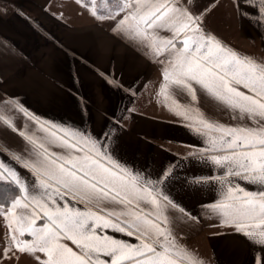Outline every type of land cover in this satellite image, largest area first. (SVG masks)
Returning <instances> with one entry per match:
<instances>
[{
	"label": "snow or ice",
	"instance_id": "obj_1",
	"mask_svg": "<svg viewBox=\"0 0 264 264\" xmlns=\"http://www.w3.org/2000/svg\"><path fill=\"white\" fill-rule=\"evenodd\" d=\"M80 2L95 18L111 21L114 33L158 57L162 67L158 95L166 100L184 97V103H176L186 118L189 114L195 117L188 126L209 145L202 155L222 153L203 158L226 170L224 176L212 179L220 182L223 201L232 202L207 205L208 211L231 221L237 231L264 246V190L247 192L228 179L264 186V61L222 44L204 27V13L196 14L188 7L190 0H102L99 7L104 11L99 13L97 0ZM243 3L256 7L257 21L264 22V0ZM164 32L170 35H162ZM176 40H180V47ZM198 91L227 109L238 123L227 125L206 117L198 108ZM6 104L28 115L18 102L8 100ZM29 119L38 122L34 116ZM0 123L16 130L4 106H0ZM51 127L64 134L49 131L52 140L48 143L19 132L29 147L26 154L14 159L32 173L31 184L0 162V183L7 182L15 193L0 198V215L8 229L3 257L11 259L19 252L31 255L35 264H204L179 242L173 230L175 218L170 209L190 214L163 190L171 170L153 181L116 161L103 142L76 129ZM40 128L47 130L43 124ZM53 144L62 151H51ZM69 194L85 203V210L57 202ZM88 205L105 215L91 211ZM38 218L46 222L38 226ZM104 228L135 236L139 243L99 235L98 229ZM64 238L79 252L63 244Z\"/></svg>",
	"mask_w": 264,
	"mask_h": 264
},
{
	"label": "crops",
	"instance_id": "obj_2",
	"mask_svg": "<svg viewBox=\"0 0 264 264\" xmlns=\"http://www.w3.org/2000/svg\"><path fill=\"white\" fill-rule=\"evenodd\" d=\"M101 2L97 0L98 13L104 11ZM188 7L196 14L204 13V27L222 44L264 61V22L257 21L256 7L246 6L243 0H190ZM175 43L181 46L180 40ZM157 60L151 50L114 33L111 21L95 18L80 0H0V106L16 129L0 123V162L31 184L32 173L14 159L29 147L20 131L45 143L52 140L49 131L64 134L51 125L84 132L103 142L120 164L153 181L171 170L163 190L190 214L170 209L175 218L173 230L204 264H264V246L237 231L231 221L208 211L207 205L232 202L223 201L221 184L212 179L224 176L226 170L203 158L222 153L202 155L209 145L188 126L195 117L186 118L176 103H184V97L166 100L158 95L162 67ZM197 96L198 108L206 117L227 125L238 123L223 106L199 91ZM8 100L18 102L28 115L7 106ZM41 124L47 130H41ZM51 151L62 149L53 144ZM228 179L247 192L264 190L246 180ZM5 195H15L7 182L0 183V198ZM57 202L81 211L86 206L71 194ZM88 208L105 215L92 205ZM109 219L116 222L114 217ZM45 222L43 218L36 221L38 226ZM5 225L0 215V264H35L31 255L19 252L11 259L3 257ZM98 234L139 243L135 236L112 228L98 229ZM61 242L79 252L70 239Z\"/></svg>",
	"mask_w": 264,
	"mask_h": 264
}]
</instances>
